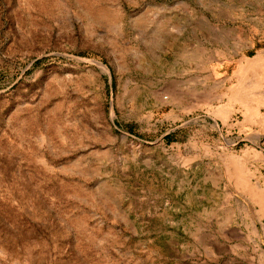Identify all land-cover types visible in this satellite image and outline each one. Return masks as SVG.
Listing matches in <instances>:
<instances>
[{
  "label": "rangeland",
  "instance_id": "obj_1",
  "mask_svg": "<svg viewBox=\"0 0 264 264\" xmlns=\"http://www.w3.org/2000/svg\"><path fill=\"white\" fill-rule=\"evenodd\" d=\"M0 264H264V0H0Z\"/></svg>",
  "mask_w": 264,
  "mask_h": 264
},
{
  "label": "bare ground",
  "instance_id": "obj_2",
  "mask_svg": "<svg viewBox=\"0 0 264 264\" xmlns=\"http://www.w3.org/2000/svg\"><path fill=\"white\" fill-rule=\"evenodd\" d=\"M246 111H247V114H248V115L250 114L251 116L257 114V111H256L255 108L252 107V106H248L247 109H246Z\"/></svg>",
  "mask_w": 264,
  "mask_h": 264
}]
</instances>
